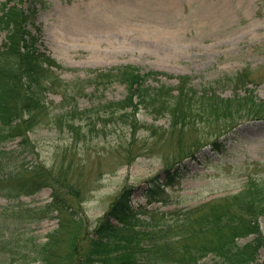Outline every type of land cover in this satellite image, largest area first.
<instances>
[{"label": "rangeland", "instance_id": "rangeland-1", "mask_svg": "<svg viewBox=\"0 0 264 264\" xmlns=\"http://www.w3.org/2000/svg\"><path fill=\"white\" fill-rule=\"evenodd\" d=\"M4 1L0 0V15ZM24 2V6L36 3L35 24L41 28V39L61 64L54 67L59 79L53 87L56 91L48 92V97L58 102L60 95L72 96L75 92L73 97L80 109L92 108L94 113L83 114L82 119H77L83 131L90 118L97 117L89 138L77 140L67 127L38 126L30 132L37 153L25 157L53 167L63 161L65 166L61 169L71 168L68 175L77 182L80 194L74 199L63 191L60 197L63 202L72 198L74 203H67L64 216L68 219L75 214L82 220V235L96 226L98 218L125 186L134 189L135 209L170 211L212 198L233 196L250 176L264 183V120L241 123L220 135L222 147L219 151L204 146L198 151L197 159H193L192 148H197L199 141L213 140L218 132L212 116L197 122L196 129H190L182 142L176 138L165 142L170 125L166 117L155 119L142 109L137 113L136 130L121 119L117 120V115L112 121L105 118L110 108L103 103L124 98L128 90L121 81L97 76V71L132 65L142 72L161 71L158 77L151 76L148 84L172 87L174 94H178L179 85H185L198 94H202L203 88L211 87L225 97L235 92L243 94L245 87L241 86V78L249 80L247 87L264 98V0ZM6 38L7 30L0 29V47ZM187 75L189 79L182 78ZM232 77L237 79L230 81ZM154 128L160 137L153 133ZM18 140L7 146L15 147ZM164 152L167 158L163 157ZM179 152L185 165L180 184L168 188L161 200L148 202L144 196L147 179L162 171L168 160L177 159ZM51 199L50 187L23 197L26 203L38 206ZM9 204L8 199L0 197L1 208ZM52 214L55 216H46L40 211L39 215L44 218L30 223L42 240L60 226L62 217L56 216V210ZM147 216L150 213H137V217ZM8 217L0 216V236L2 232L8 236L16 226ZM261 228L264 231V216ZM253 237L242 238L239 242ZM68 246L64 244L62 252ZM259 257L264 262V246Z\"/></svg>", "mask_w": 264, "mask_h": 264}, {"label": "trees", "instance_id": "trees-1", "mask_svg": "<svg viewBox=\"0 0 264 264\" xmlns=\"http://www.w3.org/2000/svg\"><path fill=\"white\" fill-rule=\"evenodd\" d=\"M35 11L33 4L23 8L16 2L0 16V26L10 30L0 50V196L18 199L43 186H51L54 198L42 206L26 207L18 201V204L0 207V216H9L16 224L8 236L1 233V264H264L259 260V249L264 245L259 222L264 215V183L253 176L233 196L172 211L141 210L150 213L147 218L137 217L132 204L133 188L126 186L96 226L84 235L81 219L75 214L65 219L67 203L74 202L72 198L63 202L60 193L65 191L78 199L79 186L67 175V170L55 173L40 161L25 159V153L33 152L35 147L28 131L40 117V122L48 119L59 127H68L77 140L87 134H82L81 125L74 118L90 109L73 115L76 111L73 107L68 116V112L54 113L46 104L45 90L52 84L49 79L54 76L51 66L55 62L40 41L39 28L35 27L34 32L28 28V24L34 25ZM103 73H100L103 77L125 83L128 90L124 98L103 105L110 108L109 116L104 117L112 121L117 115V120L121 119L132 130L137 129L138 111L144 109L155 119L168 118L170 125L165 142H172L174 138L181 141L190 129H196L197 122L212 116L218 132L213 140L199 141L197 148H192L193 158L205 144L220 149L219 136L242 120L264 119V99L256 97L252 91L224 97L214 88H204L203 93L198 94L183 85L178 94H174L172 87L146 84L151 73H142L132 65ZM233 79L237 77L230 81ZM240 81L244 83L241 78ZM91 121L89 132L95 128L97 117ZM153 133L160 137L155 128ZM17 136L21 137L18 146L8 148L7 143ZM167 155L164 152L163 157ZM176 158L165 163L164 181L159 174L147 179L144 195L149 200H161L166 187L174 186L183 175L182 166L177 165L182 159L180 152ZM48 209H57L62 219L60 226L42 241L30 223L39 219L40 211ZM253 233L256 237L252 241L244 245L238 243V238ZM64 244L69 246L62 252ZM210 254L213 256L210 263L201 262Z\"/></svg>", "mask_w": 264, "mask_h": 264}]
</instances>
